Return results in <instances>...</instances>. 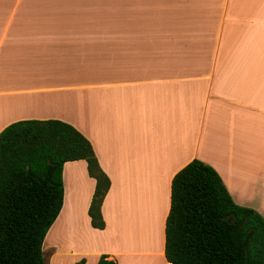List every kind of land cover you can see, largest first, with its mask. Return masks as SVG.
<instances>
[{"label": "crops", "instance_id": "1", "mask_svg": "<svg viewBox=\"0 0 264 264\" xmlns=\"http://www.w3.org/2000/svg\"><path fill=\"white\" fill-rule=\"evenodd\" d=\"M50 119L111 187L99 230L86 161L64 165L47 264H170L172 181L195 159L264 217V0H0V133Z\"/></svg>", "mask_w": 264, "mask_h": 264}, {"label": "trees", "instance_id": "2", "mask_svg": "<svg viewBox=\"0 0 264 264\" xmlns=\"http://www.w3.org/2000/svg\"><path fill=\"white\" fill-rule=\"evenodd\" d=\"M79 160L96 180L92 226L104 230L111 180L78 129L25 120L0 133V264H47L44 242L64 204V165ZM165 253L170 264H264V217L237 205L218 172L195 159L172 181ZM97 264L117 262L102 256Z\"/></svg>", "mask_w": 264, "mask_h": 264}]
</instances>
